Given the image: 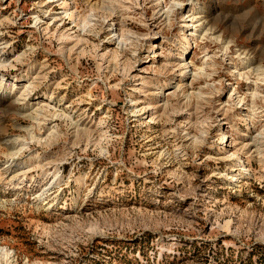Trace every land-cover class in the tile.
Segmentation results:
<instances>
[{
    "label": "rangeland",
    "instance_id": "obj_1",
    "mask_svg": "<svg viewBox=\"0 0 264 264\" xmlns=\"http://www.w3.org/2000/svg\"><path fill=\"white\" fill-rule=\"evenodd\" d=\"M0 66V264H264V0H0Z\"/></svg>",
    "mask_w": 264,
    "mask_h": 264
},
{
    "label": "bare ground",
    "instance_id": "obj_2",
    "mask_svg": "<svg viewBox=\"0 0 264 264\" xmlns=\"http://www.w3.org/2000/svg\"><path fill=\"white\" fill-rule=\"evenodd\" d=\"M51 1V0H50ZM200 18V17H199ZM199 18H192L191 19V21H192V23L193 24H195L196 22H200L199 24L197 23V25H195V27L194 28H197V27H199V29H201L202 27H204V23L205 22H201V19H199ZM196 19V21L195 22H193V20H195ZM199 19V20H198ZM85 28V27H84ZM3 62V61H2ZM180 66H182V68L181 69H183L184 71H182V73H181V78L182 79H186V78H189L190 76L187 74V72L185 71V69H186V65L184 64V65H180ZM1 67V66H0ZM251 69H254V68H250V70ZM255 70V69H254ZM253 71V70H252ZM255 71H258V69L257 70H255ZM261 71V70H260ZM257 73V72H256ZM224 138V137H223ZM235 170H232V172H234ZM234 177V175H232L231 176V178H233ZM7 257H9L8 256V253L7 252H5L4 250H1L0 251V258H6L7 259ZM6 261H8V259L6 260ZM5 261V262H6Z\"/></svg>",
    "mask_w": 264,
    "mask_h": 264
}]
</instances>
